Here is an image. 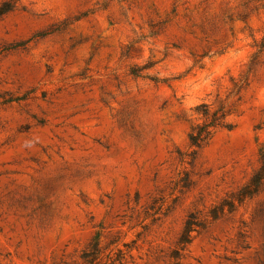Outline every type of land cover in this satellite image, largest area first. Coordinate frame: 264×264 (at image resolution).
Returning a JSON list of instances; mask_svg holds the SVG:
<instances>
[{
	"label": "rangeland",
	"instance_id": "374dc122",
	"mask_svg": "<svg viewBox=\"0 0 264 264\" xmlns=\"http://www.w3.org/2000/svg\"><path fill=\"white\" fill-rule=\"evenodd\" d=\"M263 153L264 0H0V264H264Z\"/></svg>",
	"mask_w": 264,
	"mask_h": 264
},
{
	"label": "trees",
	"instance_id": "16d2710c",
	"mask_svg": "<svg viewBox=\"0 0 264 264\" xmlns=\"http://www.w3.org/2000/svg\"><path fill=\"white\" fill-rule=\"evenodd\" d=\"M211 127H213V125H202V126H199L197 128V132L193 133L191 135V145L198 147L202 143L204 138L208 135V130ZM263 183H264V153H263V156H262V167L256 173V175L253 177V179L250 182V184L245 188L246 196H252L255 193H257L258 190L260 189V187L263 185ZM185 229L186 230H185L184 237L187 238L185 240H186V242H188L190 232L192 231L191 227H190V223H189V225H187V227Z\"/></svg>",
	"mask_w": 264,
	"mask_h": 264
}]
</instances>
